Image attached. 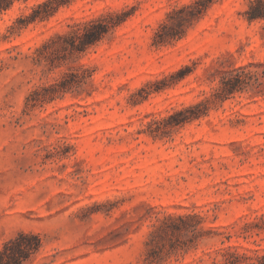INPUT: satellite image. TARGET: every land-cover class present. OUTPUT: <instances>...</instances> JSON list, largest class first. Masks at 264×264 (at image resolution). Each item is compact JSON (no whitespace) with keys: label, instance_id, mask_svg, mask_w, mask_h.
Returning <instances> with one entry per match:
<instances>
[{"label":"rangeland","instance_id":"374dc122","mask_svg":"<svg viewBox=\"0 0 264 264\" xmlns=\"http://www.w3.org/2000/svg\"><path fill=\"white\" fill-rule=\"evenodd\" d=\"M45 1L0 14V250L25 234L40 246L10 245L16 264H264V20L247 22L249 0H69L26 22ZM99 18L108 32L73 50Z\"/></svg>","mask_w":264,"mask_h":264},{"label":"trees","instance_id":"16d2710c","mask_svg":"<svg viewBox=\"0 0 264 264\" xmlns=\"http://www.w3.org/2000/svg\"><path fill=\"white\" fill-rule=\"evenodd\" d=\"M15 1H19V0H0V14L4 11L9 10ZM67 2H69V0H47L43 2L42 4L38 5L33 10V12L28 17H26L25 20L26 22H32V21H35L36 19L48 18L56 7L66 4ZM186 9L187 7H184L181 9V11H185ZM170 15L171 13L168 15V17H170ZM243 15L248 23H252L258 20H264V0H249L247 9L243 12ZM188 16L189 18L190 17L192 18L193 16H195V14L189 13ZM185 20H188V19H185V17H183V19H179L178 31H176L175 33H167V34L161 35L159 34V32H156L155 37H154V44L158 45L164 42L166 38L180 37L182 26ZM165 25H166L165 22L162 23L160 25V28L165 27ZM111 26L112 25H110V23H108L107 21L101 18L92 20L86 23L84 25V30L86 32H83L81 35L79 32L78 33L76 32L74 33V35L71 36L73 37L72 39L79 38L78 43H75V41H72V43H70L71 48L73 50L83 51L89 45L95 44L97 41H99L103 37V35H105L108 32ZM249 76H250V73L246 72L243 68L236 71L234 75L235 79L238 82H243V80L245 78H249ZM199 105L200 104L190 106L186 110L196 109ZM198 116H199L198 113L197 114L193 113V115H191L188 118L189 119L196 118ZM177 219H179V221H181L182 223L184 221L182 217H178ZM167 227H169L171 231L177 230L178 228L177 225L174 223ZM22 238L33 239V242H28L25 244L26 249L37 250L39 248L40 242L37 236L20 234L14 240H9L8 242L4 244L2 250H0V264H16V260H18V258L20 257V255H16L17 254L16 252L17 250H20V249L12 250L8 253H7V249L10 247V245H13V243H17V241ZM18 246L17 248H20V245Z\"/></svg>","mask_w":264,"mask_h":264}]
</instances>
